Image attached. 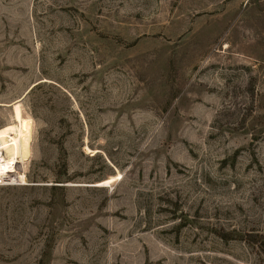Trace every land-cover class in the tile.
<instances>
[{
  "label": "rangeland",
  "instance_id": "374dc122",
  "mask_svg": "<svg viewBox=\"0 0 264 264\" xmlns=\"http://www.w3.org/2000/svg\"><path fill=\"white\" fill-rule=\"evenodd\" d=\"M22 118L0 264H264V0H0Z\"/></svg>",
  "mask_w": 264,
  "mask_h": 264
},
{
  "label": "bare ground",
  "instance_id": "6f19581e",
  "mask_svg": "<svg viewBox=\"0 0 264 264\" xmlns=\"http://www.w3.org/2000/svg\"><path fill=\"white\" fill-rule=\"evenodd\" d=\"M32 140L33 122L30 118L0 127V181L9 182L18 176V165L24 163L31 151Z\"/></svg>",
  "mask_w": 264,
  "mask_h": 264
},
{
  "label": "trees",
  "instance_id": "16d2710c",
  "mask_svg": "<svg viewBox=\"0 0 264 264\" xmlns=\"http://www.w3.org/2000/svg\"><path fill=\"white\" fill-rule=\"evenodd\" d=\"M255 237H257V238H260V240H262V238H261V237H258V236H255ZM257 240H258V239H257ZM257 240H256V242H258ZM260 240H259V241H260Z\"/></svg>",
  "mask_w": 264,
  "mask_h": 264
}]
</instances>
